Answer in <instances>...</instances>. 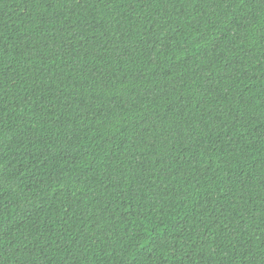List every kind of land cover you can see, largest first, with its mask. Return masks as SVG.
Returning a JSON list of instances; mask_svg holds the SVG:
<instances>
[{
	"label": "trees",
	"instance_id": "obj_1",
	"mask_svg": "<svg viewBox=\"0 0 264 264\" xmlns=\"http://www.w3.org/2000/svg\"><path fill=\"white\" fill-rule=\"evenodd\" d=\"M0 264H264V0H0Z\"/></svg>",
	"mask_w": 264,
	"mask_h": 264
}]
</instances>
